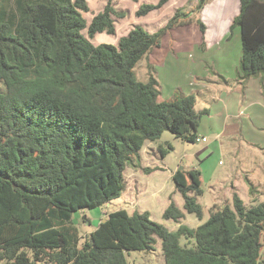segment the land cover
<instances>
[{
    "label": "trees",
    "instance_id": "1",
    "mask_svg": "<svg viewBox=\"0 0 264 264\" xmlns=\"http://www.w3.org/2000/svg\"><path fill=\"white\" fill-rule=\"evenodd\" d=\"M137 2L138 0H133ZM170 0L140 3L137 16ZM210 0L179 7L156 31L142 24L117 44H94L97 33L116 34L124 12L107 0L88 24V0H0V260L4 264H129L126 251L151 252L158 239L165 264H264V200L213 205L196 227L171 198L164 218L117 209L89 234L73 215L120 197L124 172L138 166L144 144L164 131L196 142L202 114L194 93L160 100L151 70L140 81L135 67L163 46L172 29L196 22ZM195 19V20H194ZM239 27L243 78L264 81V0H240L230 25ZM87 29L88 35L83 33ZM172 149V145L169 146ZM165 152L162 154L164 155ZM140 166V165H139ZM150 171V167H145ZM153 170V169H151ZM184 209L202 220L201 171L173 174ZM253 194L257 189L247 179ZM188 242L181 244V238Z\"/></svg>",
    "mask_w": 264,
    "mask_h": 264
},
{
    "label": "rangeland",
    "instance_id": "2",
    "mask_svg": "<svg viewBox=\"0 0 264 264\" xmlns=\"http://www.w3.org/2000/svg\"><path fill=\"white\" fill-rule=\"evenodd\" d=\"M143 2L157 3L158 0H138L137 2L113 0L114 7L118 11L124 12L125 15L123 17L114 16L115 35H109L105 32L97 33L92 40L93 43L96 45L100 43L117 44L119 38L127 35L135 24H142L149 31H156L167 23L177 8L182 7L188 10L196 6L198 0H170L162 8L139 17L136 15V10ZM88 3L89 11L83 12V15L89 24L92 18L104 9L107 0H88ZM239 8L240 0H210L198 14L205 25V32L200 31L198 24L194 22L177 28L175 38L173 35L167 38L170 48L173 47L174 41L176 42L175 39L183 40L177 50H185L184 52L170 53L162 65L155 63L156 53H153L154 57L150 53L138 62L135 67V74L140 81H147L151 70H154L152 72L159 81L160 100L171 99L177 93H194L197 98L196 110L209 109L208 114H202L198 127L199 133L207 134L208 141L196 143L192 149H186L182 139L176 138L169 131H164L160 139L147 142L153 149L151 156L148 160L141 158V162H137L141 166H128L126 168L124 172L126 188L120 197L97 208L81 209L74 213L73 221L78 226L82 241L84 236L91 233L101 221L105 220L109 213L122 208L129 213L136 210L149 211L152 220L164 224L171 230H176L179 223L171 219L167 220L163 216L171 198L185 213L181 222L196 227L209 218L210 209L213 205L222 207L226 203H230L225 199V196L230 198L232 204L233 182L244 187L245 191L240 190L242 196L240 197L248 203L249 195L246 190H249V184L243 167L240 170L238 165L242 157L248 155L255 158L253 167L261 172L259 174L261 181L256 180L254 176V182L263 183L264 114L258 111L257 105L252 110H246V108L239 107L241 106L240 103L235 100L238 96L237 92L240 93V96H245L249 80L243 78L242 73L238 70L233 71L234 74L224 80L220 76L223 72L216 68L214 62H206L204 67L201 65V68H199L200 64L197 61L187 62L188 55L201 57V51L193 49V42L197 46L201 44L202 48L205 44L210 45L213 53L220 47H229L228 49H231L233 53L228 58L235 59L236 51L241 49L239 27L234 30L232 37L226 42H221L218 35L221 32L229 31L230 22L238 14ZM83 33L87 36V29H84ZM206 35L211 36L209 39L212 40L206 41ZM201 69L206 71L205 76L207 78L197 75L191 79L187 78L194 70L197 72ZM188 70L187 75L183 73L181 76V72ZM225 76L227 75L225 74ZM191 81L195 82L196 85L192 84ZM198 83H205L206 86L200 88ZM261 89L264 90V81ZM242 122L245 124L242 125ZM220 144L222 148H220ZM170 145H172V149L169 148ZM163 152H165L164 155ZM147 166L153 170L145 171L144 168ZM181 167L186 170L196 168L201 171L203 194L199 197V202L204 210L202 220L184 209L183 196L177 190L173 180V174ZM245 170H248L249 174L253 173L250 171L252 167ZM236 173L241 174V179L235 177ZM255 195L258 198L257 201L264 200V184ZM186 242H188L187 239L182 237L181 244ZM126 257L129 264H165L160 239H158L153 251L130 250L126 251ZM0 264H4V261L0 260Z\"/></svg>",
    "mask_w": 264,
    "mask_h": 264
},
{
    "label": "crops",
    "instance_id": "3",
    "mask_svg": "<svg viewBox=\"0 0 264 264\" xmlns=\"http://www.w3.org/2000/svg\"><path fill=\"white\" fill-rule=\"evenodd\" d=\"M232 20H233V18H232ZM232 20H231L230 23H232ZM183 26H185V25H183ZM183 26H180V27H183ZM180 27H176V28L172 29L171 35H173L174 38L176 37L175 35H176V32H177L176 31L177 28H180ZM233 32H230V26H229V31L219 33L218 38L220 39L221 42H223V41L226 42L229 38L232 37ZM239 35H240V33H239ZM239 35H238V37H239ZM177 36H178V34H177ZM167 38L164 40V42H163L164 44H163L162 47L154 50L151 53V55L153 57H154L153 53H156L157 57L155 58L156 59L155 60V63L158 64V65H162L163 62L165 61V58H167V55H169L170 53L171 54H178L179 52H184L185 51V50H182V51H178L177 50L179 44L183 40L178 39V38L175 39L176 42L174 41L173 47L170 48L169 47V41H167ZM209 38H211V36L206 35L205 40L206 41L212 40V39H209ZM185 41H187V40H185ZM187 42H189V41H187ZM218 44H220V43H218ZM209 46L210 45L205 44V46L202 48L201 47V44H199V46H197V45H194V42H193V49L194 50H196V49L198 50L199 49V52L201 51L200 52L201 57L200 56H194V55H190V56L188 55L187 59L188 58L189 59L187 60V62L189 61V63L190 62L192 63L194 61H197L200 64L199 65V68H201V65H202V67H204V64L206 62H214L216 68L217 69L219 68L220 71L223 72V74H220V76H222L224 80H227L229 76H232L234 74L233 71L236 72L238 70V72H239V69H240L239 68L240 59L242 57V42H241V49L240 50L238 49V51H236V55H235V59L234 60L233 59L231 60V59L228 58V56H230L233 53L231 51V49H228L229 47H220V48L217 49L216 52L213 53L212 50H211V48ZM165 48H167V49L165 50ZM169 49H172V50H169ZM224 59L226 60V62H225ZM188 72H189V70L186 71V72H181V76H182L183 73L185 75H187ZM225 74L227 76H225ZM195 75L202 76L204 78H207V76H205L206 75V71L205 70L203 71V69H201L200 71H197V72L194 70L191 73L190 77H187V76H184V77H187V78L191 79ZM178 78H180V77H178ZM191 83L196 85L195 82H192L191 81ZM197 85L200 88H204L206 86L205 83H198ZM237 94H238V96L235 98V100H237L240 103L241 106H239V107H241L242 109L243 108L244 109L246 108V110H252L257 105L258 106V111H261L264 114V90L261 89V84H260V79L259 78H252V79L250 78L249 79L248 88H247V90L245 92V96H243V97H242V95L240 96V93L239 92H237ZM226 105H228V103H226ZM243 124H245V122L244 123L242 122V125ZM217 128H218V126L216 127V129ZM240 128H242V127L240 126ZM203 136L204 137H207V134L206 133H199L198 132V137H203ZM207 141H208V138H207ZM207 141H203V142H207ZM183 142L185 144L186 149H192L195 146L196 143H199V142H202V141H199V142L196 141V142L190 143L189 141L183 140ZM188 145H189V147H188ZM220 148H222L221 147V144H220ZM151 150H153V149H151V146H149L147 144V142H146L144 144L143 148L141 149V152H140V156H141L140 157V160H141V158H142V160H148V158L151 156V153H152ZM254 163H255V158H253L250 155H248V156H245L244 158L242 157V160H241V162L238 165H239V169L240 170L243 167V172H244L246 178L255 186V188L257 190H259L260 187L262 188V185L264 184V181H263V183H261V182H259V183L254 182V176H255V179L256 180L261 181L260 180L261 179V176L259 175V174H261V172H260L259 169H256L255 167H253ZM138 165L141 166V164H138ZM251 167H252V170H250V171H252L253 173H250L249 174V171L248 170H245V169H249ZM134 172H135V170H134ZM235 177L237 179H241V174L240 173H236ZM201 179H202V177H201ZM232 190H233V194L234 193H237L239 196H241L240 190L245 191L243 186H241L239 184H234V182L232 183ZM257 190L253 194L250 192V190H248V191L246 190V193L249 195V198H248L249 199V202L248 203L244 202L246 205L254 204L255 203V200L258 199L256 197V195H255L256 192H257ZM250 193H251V195H250ZM228 198H227V196H225V199L228 200V202H230V204H231L230 198L229 199ZM217 203H215V204H217Z\"/></svg>",
    "mask_w": 264,
    "mask_h": 264
},
{
    "label": "built area",
    "instance_id": "4",
    "mask_svg": "<svg viewBox=\"0 0 264 264\" xmlns=\"http://www.w3.org/2000/svg\"><path fill=\"white\" fill-rule=\"evenodd\" d=\"M196 141L197 142H199V141H207V137H197V139H196Z\"/></svg>",
    "mask_w": 264,
    "mask_h": 264
},
{
    "label": "water",
    "instance_id": "5",
    "mask_svg": "<svg viewBox=\"0 0 264 264\" xmlns=\"http://www.w3.org/2000/svg\"><path fill=\"white\" fill-rule=\"evenodd\" d=\"M190 143H192V142H190ZM181 169H182V167H181ZM180 170V169H179Z\"/></svg>",
    "mask_w": 264,
    "mask_h": 264
}]
</instances>
